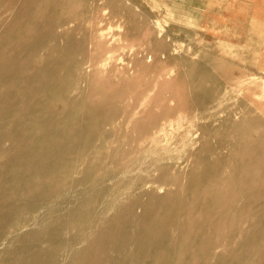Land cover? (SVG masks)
<instances>
[{
  "label": "rangeland",
  "instance_id": "1",
  "mask_svg": "<svg viewBox=\"0 0 264 264\" xmlns=\"http://www.w3.org/2000/svg\"><path fill=\"white\" fill-rule=\"evenodd\" d=\"M0 264H264V0H0Z\"/></svg>",
  "mask_w": 264,
  "mask_h": 264
},
{
  "label": "bare ground",
  "instance_id": "2",
  "mask_svg": "<svg viewBox=\"0 0 264 264\" xmlns=\"http://www.w3.org/2000/svg\"><path fill=\"white\" fill-rule=\"evenodd\" d=\"M69 18H70V17H69ZM160 22H161V21H160ZM156 24H157V23H156ZM160 25H161V24H160ZM161 27H162V26H161ZM161 29H162V28H161ZM162 30H164V29H162ZM51 31H52V29H51ZM159 31H160V29H159ZM101 33H102V32H101ZM160 33H162V31H160ZM160 33H159V34H160ZM103 34H104V32L102 33V35H103ZM102 37H103V36H102ZM100 38H101V37H100ZM98 39H99V38H98ZM98 39H97V40H98ZM102 40H103V39H102ZM106 40H107V39H106ZM104 42H105V40H104ZM152 52H153V51H152ZM154 52H155V51H154ZM163 54H164V53H163ZM146 55H147V54H146ZM153 55H154V54L152 53L151 55L149 54L148 56H146L147 59H148V61H152V59H153ZM195 55H196V54H195ZM159 56H160V55H159ZM165 56H166V55H165ZM146 57H145V58H146ZM145 58H144V59H145ZM165 58H166V57H165ZM108 59H110V56H109ZM108 59H107V60H108ZM166 59H167V58H166ZM90 60H91V59H90ZM107 60H105V61H107ZM88 61H89V59H88ZM91 61H92V60H91ZM103 61H104V58H103L102 62H103ZM87 63H88V62H87ZM87 63H86V64H87ZM91 63H92V62H91ZM95 63H96V62H95ZM104 63H105V62H104ZM104 63H103V64H104ZM92 64H94V63H92ZM92 64H91V65H92ZM96 64H97V63H96ZM84 65H85V64H84ZM104 65H105V64H104ZM89 66H90V65H89ZM84 67H87V66H84ZM93 67H94V66L92 65V68H93ZM97 68H98V67H97ZM82 69H83V68H82ZM86 69H88V68H85L84 70H86ZM94 69H96V68L94 67ZM84 70H83V72H84ZM88 70H89V69H88ZM88 70H87V71H88ZM87 73H88V72H87ZM87 73H86V74H87ZM86 76H87V75H86ZM80 81H81V80H80ZM83 81H84V80H83ZM237 83H238V82H237ZM78 84H79V83H78ZM78 88H79V87H78ZM76 89H77V88H76ZM172 101H173V100H172ZM172 101H171V102H172ZM141 104H142V103H141ZM137 107H138V106H137ZM257 107H258V106H257ZM171 113H172V112H171ZM236 114H237V113H236ZM172 115H173V114H172ZM174 116H175V115H174ZM197 117H198V116H197ZM166 118H167V117H166ZM167 120H171L170 117H168ZM112 121H113V120H112ZM172 121H173V120H172ZM256 122H257V121H256ZM191 123H192V121H191ZM260 124H261V123H260ZM166 125H167L166 122H165V123L163 122V124L160 125V127L162 128V126H166ZM141 126H142V125H141ZM145 126H146V124H145ZM258 126H260V125L258 124ZM261 126H262V125H261ZM143 127H144V126H143ZM194 127H196V126H194ZM155 128H156V129H155L154 131L156 132V134H158V133H159V131H158V127H155ZM164 128H165V127H164ZM197 128H198V127H197ZM143 129H144V128H143ZM143 129H142V130H143ZM161 130H162V129H161ZM187 130H189V129H187ZM192 130H193V129H192ZM199 130H200V129H199ZM145 131H146V130H145ZM194 132H196V131H194ZM194 132L189 131L188 134L193 135ZM143 133H145V132L143 131ZM153 134H154V133H153ZM195 135H196V133H195ZM198 135H199V134H198ZM197 137H199V136H197ZM194 138H195V137H194ZM248 140H249V139H248ZM83 157H84V156H83ZM172 159L174 160V158H172ZM172 159H171V160H172ZM176 160H177V159H176ZM180 161H181V160H180ZM82 162H83V160H82ZM170 162H171V161H170ZM176 163H177V162H176ZM182 163H183V162H182ZM170 165H172V163H171ZM173 167H174V166H173ZM143 180H145V179H143ZM148 180H149V179H148ZM150 180L153 181V179H150ZM146 181H147V179H146ZM146 181H145V182H146ZM139 182L142 183V182H144V181H139ZM148 182H149V181H148ZM148 182H147V183H148ZM234 183H235V182H234ZM143 184H144V183H143ZM145 184H146V183H145ZM154 184H155V183H154ZM141 186H142V185H141ZM235 186H238V184H237V185L235 184ZM144 187H145V186H144ZM223 188H224V187H223ZM233 189H234V188H233ZM227 192H228V191H227ZM229 192L231 193V191H229ZM227 196H228V195H227ZM120 216H121V215H120ZM226 219H227V218H226ZM226 221H227V220H226ZM215 223H216V222H215ZM225 223H226V222H225ZM217 224H218V222H217ZM216 233H218V232H216ZM209 243H210V242H209ZM213 243H214V241H213ZM213 243H212V245H214ZM215 243H216V242H215ZM210 244H211V243H210ZM261 245H262V244H261ZM210 247H211V246H210ZM181 249H182V248H181ZM207 250L209 251V249H207ZM209 252H210V251H209ZM206 253H207V252H206Z\"/></svg>",
  "mask_w": 264,
  "mask_h": 264
}]
</instances>
